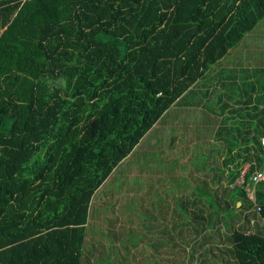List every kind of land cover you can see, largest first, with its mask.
<instances>
[{"label": "trees", "instance_id": "16d2710c", "mask_svg": "<svg viewBox=\"0 0 264 264\" xmlns=\"http://www.w3.org/2000/svg\"><path fill=\"white\" fill-rule=\"evenodd\" d=\"M263 17L264 0L0 1V264H213L218 240L231 245L224 264H264V183L253 202L238 181L264 164L253 78L229 92L246 107L244 129L193 128L213 139L215 159L196 174L217 190L184 180L156 218L140 202L145 218L125 221L130 247L113 233L119 220L96 211L114 169Z\"/></svg>", "mask_w": 264, "mask_h": 264}, {"label": "rangeland", "instance_id": "374dc122", "mask_svg": "<svg viewBox=\"0 0 264 264\" xmlns=\"http://www.w3.org/2000/svg\"><path fill=\"white\" fill-rule=\"evenodd\" d=\"M218 67L224 68L223 71L226 73L223 75L228 77L231 75L227 73L233 75L239 70L241 72L246 71V68H264V17L250 33L244 35L242 40L231 49L230 53L214 64L211 69H218ZM253 73L254 81L258 83V86H263L260 94L264 96V74L258 73L256 75L255 71ZM256 77H258V81ZM240 78L243 80V76L240 75ZM186 99L196 100L195 94L190 92ZM194 102L192 101L190 105H182L178 109L169 112L160 125L151 129L132 153L114 169L111 176L98 191V201L100 200L104 203H101V208L96 210L97 214L101 217H107V219L118 216L119 224L116 231L123 234L121 244L125 243L126 246L130 247L137 243L138 238L136 236L126 234L129 227L125 221L127 220V215L133 220L145 218L146 213L144 209L140 208V202H152L151 206L146 203L144 207L155 209L156 218L157 214L159 215L160 207L167 209L168 205L171 207L170 203L172 206L175 205L172 198L176 197L174 195L177 190H180L178 196H183L185 191H187L183 186L184 180L193 181L194 179V183L204 189L213 188L212 190H217L213 187L208 176L200 174L202 176L200 179L199 175L196 174V170H202L204 165L215 159L214 153L211 151L215 148V145L211 140V135L209 136L210 133L207 136L206 131L201 141L195 140V129L193 128L198 123L194 120L196 119L195 115L199 111L194 112V105H196ZM199 116L201 117V115ZM184 132H189L190 134ZM191 138L194 143H190ZM207 139H209L210 145H206ZM208 169L209 166L207 165L203 170ZM173 175L177 176L178 182L173 179ZM146 189L148 190L147 193L145 192ZM227 193L229 195L230 192L227 190ZM213 206H219V204H216V198ZM219 207L218 210L225 209L223 203ZM130 212L133 214L129 215ZM220 212L223 217H227L230 214V212ZM246 216L249 220H258L253 213H246ZM149 218L154 217L149 215ZM217 218L213 213L212 222H215ZM234 218L235 216L232 219ZM245 220L243 215L240 221L241 224H245ZM114 221L116 225V220ZM178 222L183 224L182 227L183 229L185 228L186 232L187 230L188 232L192 230V227L187 226L184 220L179 219ZM256 226H259L258 222H256ZM226 227L228 228V225ZM97 228H100V226H97ZM141 230L145 231L144 229L136 228L137 232ZM220 233H223V237L226 239L225 237L229 236L230 231ZM139 235H141L140 232ZM110 242L112 241L110 240ZM217 242L219 250L214 251L212 256L213 264H224L223 260L226 258L221 259V256H227L222 254L220 249H223L225 243L229 247L231 245L226 240L224 243H221L220 240ZM141 244H143L142 241L140 242Z\"/></svg>", "mask_w": 264, "mask_h": 264}, {"label": "crops", "instance_id": "0c3cea01", "mask_svg": "<svg viewBox=\"0 0 264 264\" xmlns=\"http://www.w3.org/2000/svg\"><path fill=\"white\" fill-rule=\"evenodd\" d=\"M230 52L231 49L227 52V54ZM211 68L212 66L196 82V84H194V86H192L185 93L184 97L179 103L181 105H190L192 101H195L194 104L196 105H194V112H199H197L198 114L195 115L196 119L194 121H196V123L198 124H205V129L216 130L219 126L223 125L222 122L224 121H227L225 125L226 130L230 131V129H232L233 131H235L237 127L244 129V125L246 124V107L244 104L233 102L232 100L234 99V97L229 92L238 91L239 88H241V84L247 82L249 78H253L252 75L246 73V71L251 70V68H246V71L244 70L243 72L239 70L233 75L231 73H227L231 75L230 77L223 75L224 73H226L225 71H223L224 68ZM239 74L243 76V80H241ZM216 77L218 78L216 79ZM190 92H193L195 94L196 100L186 99V96H188ZM226 99H229L230 101L227 103ZM199 115H201V117ZM234 138L235 134L233 136L229 135L228 140ZM211 140L213 142V139ZM226 145H228V143ZM245 213H248V211ZM115 217L119 220L118 216ZM133 223L139 224L137 220L135 221L132 219V224ZM114 232H117L116 228L113 229V233ZM185 242H183L182 244L184 246L182 247L183 250L187 249ZM169 257L170 256H168V258Z\"/></svg>", "mask_w": 264, "mask_h": 264}, {"label": "built area", "instance_id": "2783aa9c", "mask_svg": "<svg viewBox=\"0 0 264 264\" xmlns=\"http://www.w3.org/2000/svg\"><path fill=\"white\" fill-rule=\"evenodd\" d=\"M260 144L261 147L263 149L264 152V135L261 136L260 138ZM242 177H240V179L238 180L239 183L244 185V192L247 194V197L249 200L253 201L255 200V185L259 182H263L264 183V164L263 167L261 169V171L255 172L250 178H249V182L245 183L244 182V172L241 174ZM256 208V214L258 215V207L257 205H254ZM250 224H253V221L250 222ZM261 224L264 226V219L261 220Z\"/></svg>", "mask_w": 264, "mask_h": 264}, {"label": "water", "instance_id": "95a60500", "mask_svg": "<svg viewBox=\"0 0 264 264\" xmlns=\"http://www.w3.org/2000/svg\"><path fill=\"white\" fill-rule=\"evenodd\" d=\"M0 1H3V0H0ZM240 205V203H237V206Z\"/></svg>", "mask_w": 264, "mask_h": 264}]
</instances>
